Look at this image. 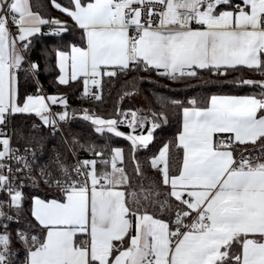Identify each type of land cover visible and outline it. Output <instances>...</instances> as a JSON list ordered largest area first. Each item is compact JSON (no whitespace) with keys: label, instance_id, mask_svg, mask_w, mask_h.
<instances>
[{"label":"snow or ice","instance_id":"6c2138e0","mask_svg":"<svg viewBox=\"0 0 264 264\" xmlns=\"http://www.w3.org/2000/svg\"><path fill=\"white\" fill-rule=\"evenodd\" d=\"M51 2L81 30L83 44L56 51L58 83L83 77V94L97 101L102 96L90 86L101 89L104 77L133 70L174 82L204 70L264 75V0ZM43 25H55L50 35L57 37L70 30L33 11L31 0H0V264H12L9 227L24 212L26 180L56 195L31 198L32 229L40 235L14 230L24 264H264V80L231 81L259 91L211 95L204 106L170 101L182 108V124L149 159L158 179L145 175L135 154L167 123L162 112L151 114L147 134H134L145 129L147 116L130 111L119 113L123 120L105 119L83 110L95 133L130 141L131 172L122 148L106 153L93 144L87 146L92 159L69 164L53 153L40 163L45 140L38 128L55 135L59 122L75 116L63 96L18 100V74L39 75L40 65L29 58L30 38ZM58 103L64 111L53 113ZM33 114L39 125H21L9 135L16 115ZM125 122L129 134L118 130Z\"/></svg>","mask_w":264,"mask_h":264},{"label":"trees","instance_id":"16d2710c","mask_svg":"<svg viewBox=\"0 0 264 264\" xmlns=\"http://www.w3.org/2000/svg\"><path fill=\"white\" fill-rule=\"evenodd\" d=\"M56 2L65 7L70 4V0H56ZM31 3L33 11L38 12L43 18L67 22L63 24L67 25L70 30L61 37H57L50 35L55 25H43L41 26V33L30 38L32 46L29 58L40 65V71L39 75L35 77L30 73L25 75L20 72L18 74V100L22 102L26 96L42 90L46 95L65 97L68 101V109L78 113L81 108L92 109L94 111L93 114L102 118L121 120L123 116L119 114L120 112L136 111L138 115L147 116L148 123H146L145 129H137L134 134H141V131L143 134H147V128L151 126V114L164 113L167 117V123H162V126L153 133L154 140L148 149H141L135 154L136 159L144 169L145 175L156 179L158 177L155 171L150 168L149 159L158 152L165 142L175 138L182 124V108L172 105L170 101L178 100L182 105L189 106L188 101L195 99L200 106H204L211 95H248L259 91V89L247 86L236 87L229 83L231 81L237 79L264 80V75L257 74L246 68L230 70L225 76H216L204 70L200 72L199 78L178 82L160 77L155 72L133 70L126 74H118L113 78L104 77L102 80V99L99 101H88L81 97L84 89L83 78L70 82L69 85H60L58 83L59 70L56 51H68L67 45L70 43L83 46L80 39L81 30L73 24L68 15L55 8L51 0H31ZM126 92L140 94L146 102V109H140L132 100L123 98ZM12 121L13 128L23 125L27 129L33 123L40 124L39 119L34 114L16 115ZM119 129L125 133L132 131L128 124L119 125ZM37 131L44 137V146L55 145L62 150L66 157L70 155L69 144L77 152L85 150L89 144L104 148L106 153L112 148H122L125 152L128 171L131 172L132 170L130 141L124 137H115L107 133L101 136L95 133L94 126L88 121L77 118L70 123H66L64 126L66 138L60 132L51 135L50 131L43 127H39ZM13 138L15 144H17L16 138ZM74 139L78 142L77 146L72 144ZM78 145H84V148H80ZM54 195L56 193L53 190L44 187L25 190L24 212L19 217L18 222L13 221L9 227V232L12 236L11 247L14 253L11 257L12 264H24L26 255L24 246L16 238L14 230L19 228L28 231L30 235H40L38 227L32 229V225L36 222L30 215L31 198L39 196L42 199H51ZM3 198L5 197L0 195V199Z\"/></svg>","mask_w":264,"mask_h":264},{"label":"built area","instance_id":"2783aa9c","mask_svg":"<svg viewBox=\"0 0 264 264\" xmlns=\"http://www.w3.org/2000/svg\"><path fill=\"white\" fill-rule=\"evenodd\" d=\"M13 32H15V29H13ZM25 67H27V65H25ZM90 88H91V91H93V92H97V91H99L100 92V94H101V91H102V88L101 89H97L96 87H94V86H90ZM84 90V89H83ZM37 94H44V92L42 91V90H39V91H37V92H34V93H32L31 95H37ZM81 97L83 98V99H85V100H88V101H94L95 99L93 98V97H91V96H85L84 94H83V91H82V93H81ZM83 110L84 109H80V112L78 113V112H75V111H72V110H69L68 109V111H69V114H70V117L72 116V114L73 113H75V116H74V118H70L69 120H67V121H64V122H59V131L58 132H60L65 138H66V136H65V133H64V126L66 125V123H70V122H72V121H74L75 119H77V118H80V119H82V115H83ZM89 110V112L90 113H94V111L92 110V109H88ZM51 111L53 112V113H60V112H62V111H64V107H63V105H60V104H58V105H54V106H52L51 107ZM128 113V112H127ZM124 119V117L121 119V120H123ZM125 124H127V122H125L123 125H125ZM47 129V128H46ZM12 130H13V121H11L10 123H9V126H8V129H7V131H8V133H9V135H12ZM49 130V129H48ZM50 131V130H49ZM12 144H13V146L14 147H18L19 145H17V144H15V142H14V138H13V141H12ZM69 151H70V155L68 156V157H66L65 155H64V153L62 152V150L59 148V147H57V146H55V145H51V146H44V150H43V152L41 153V152H38V156H39V162L40 163H43L44 161H46V160H48V158L53 154V153H60L61 154V157L62 158H64L69 164H74L75 162H76V160L77 159H79V160H84V159H92V158H94L93 157V154L90 152V151H88L87 150V148L85 149V150H83V151H81V152H77L70 144H69ZM40 187H44V188H48L45 184H43L42 182L41 183H38L37 185H33L32 183H31V181H25V184H24V187H23V192H24V194H25V190L26 189H34V188H40ZM50 189V188H49ZM52 190V189H51ZM54 191V190H53ZM6 211H7V209H6ZM11 223L12 222H10V225H11ZM34 235H38V234H34Z\"/></svg>","mask_w":264,"mask_h":264},{"label":"rangeland","instance_id":"374dc122","mask_svg":"<svg viewBox=\"0 0 264 264\" xmlns=\"http://www.w3.org/2000/svg\"><path fill=\"white\" fill-rule=\"evenodd\" d=\"M61 22L67 23V22H63V21H61ZM126 93H130V92H126ZM123 98L132 100L137 105V107H139L140 109H146V107H147L144 98L140 94H136V93H130L128 95L124 94Z\"/></svg>","mask_w":264,"mask_h":264},{"label":"crops","instance_id":"0c3cea01","mask_svg":"<svg viewBox=\"0 0 264 264\" xmlns=\"http://www.w3.org/2000/svg\"><path fill=\"white\" fill-rule=\"evenodd\" d=\"M73 22V24L75 25V23H74V21H72ZM76 26V25H75ZM59 70V69H58ZM60 74V73H59ZM81 78H83V77H81ZM45 96H58V95H46V94H44ZM59 104V103H58ZM57 104V105H58ZM54 106V105H53ZM119 131H121V132H123L122 130H120V129H118ZM123 133H125V132H123ZM125 134H129V133H125Z\"/></svg>","mask_w":264,"mask_h":264}]
</instances>
